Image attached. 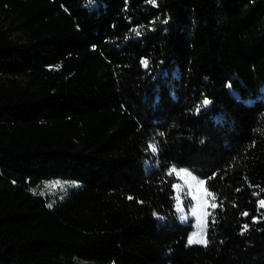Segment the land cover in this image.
<instances>
[{
  "label": "trees",
  "instance_id": "trees-1",
  "mask_svg": "<svg viewBox=\"0 0 264 264\" xmlns=\"http://www.w3.org/2000/svg\"><path fill=\"white\" fill-rule=\"evenodd\" d=\"M125 3L0 0V264H264V0ZM171 165L216 194L207 246Z\"/></svg>",
  "mask_w": 264,
  "mask_h": 264
},
{
  "label": "snow or ice",
  "instance_id": "snow-or-ice-1",
  "mask_svg": "<svg viewBox=\"0 0 264 264\" xmlns=\"http://www.w3.org/2000/svg\"><path fill=\"white\" fill-rule=\"evenodd\" d=\"M147 3H151L153 5L156 4V0H146ZM125 7L127 8V0L125 3ZM151 23V22H150ZM163 23H168V17L165 16L163 19ZM137 35H140L139 32L136 33ZM144 62V58H142V63ZM145 67L147 65L145 64ZM230 87V84L228 85ZM211 101L207 96H204L202 100L203 106L207 108L210 105ZM200 104L198 103L196 106L197 113L200 112ZM163 135V134H161ZM253 143H255L253 141ZM148 149L152 153H157V148L154 144L149 142ZM173 174L175 175V179L177 181H182V183L177 182H171V189L172 190H179L181 188H184L186 190V195L190 197L191 204L189 205L191 214L198 218V221L201 225V230L199 232H194L191 235L188 236V243L191 244L195 241L198 243L203 244L204 246H207L209 243V240L206 235V229L204 228V225L207 223V220L209 218V209H215L217 208V203L215 202V192L211 191L210 188L207 186V181L204 178H201V176L198 174L197 170L195 168H189V167H177L176 165H171L167 167L166 169V175L168 177H172ZM215 175V173H213ZM72 184H75V181L71 182ZM35 191V189H33ZM239 191V189H237ZM258 195V194H257ZM131 199V197H129ZM179 200V198H178ZM258 206H264V199H259L257 201ZM179 202L177 204V208L179 210ZM51 207V205H49ZM259 210V208L257 209ZM241 215L248 216L249 213L247 211L242 212ZM251 219L255 222L258 218L257 216H252ZM215 221L213 220V223ZM244 229L248 228V224L243 225Z\"/></svg>",
  "mask_w": 264,
  "mask_h": 264
},
{
  "label": "rangeland",
  "instance_id": "rangeland-1",
  "mask_svg": "<svg viewBox=\"0 0 264 264\" xmlns=\"http://www.w3.org/2000/svg\"><path fill=\"white\" fill-rule=\"evenodd\" d=\"M12 37L17 40L22 39L20 33L18 32L12 33ZM260 91L264 93V83L260 85ZM177 183H182V181H177ZM67 184H70L69 180H65V179H56V178L41 179L39 182H37L35 186H33L32 191L33 189H35L34 192L40 193L42 195H46L47 196L46 199L49 201V203H52L56 199L60 198L61 193L63 192V187ZM174 191L176 198V210L179 213L180 219L182 221H186L189 218L193 220V230L190 232L189 235H191L194 232H199L201 230V225L198 221V218L191 214L189 205L192 202L190 197L186 195V190L184 188H181L179 190H174ZM185 200H189L187 206L184 204ZM178 202L180 205L179 210L177 208ZM187 243H188V238H187ZM191 244H201V243L196 242L194 238V242Z\"/></svg>",
  "mask_w": 264,
  "mask_h": 264
}]
</instances>
